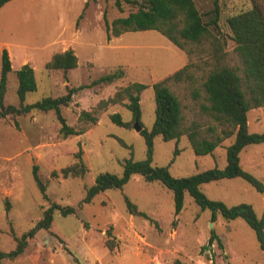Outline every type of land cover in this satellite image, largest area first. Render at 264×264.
Listing matches in <instances>:
<instances>
[{"label":"rangeland","instance_id":"1","mask_svg":"<svg viewBox=\"0 0 264 264\" xmlns=\"http://www.w3.org/2000/svg\"><path fill=\"white\" fill-rule=\"evenodd\" d=\"M205 19L215 0H195ZM221 7L219 24L226 39V62L241 65L235 51L236 42L228 17L252 5L251 0H218ZM136 7L125 4L123 11L115 0H10L0 8V77L3 50L7 49L12 70L8 75L6 104H19L16 70L25 63L35 68L38 87L28 92L26 102L45 96H58L68 86L80 85L123 67L126 75L110 84L84 88L73 96L62 112L69 124L81 125L82 109L92 110L103 98L131 81L150 84L141 94L142 127L150 128L155 120L156 100L153 82L165 78L186 65L189 57L158 30L127 31L108 38L104 12L109 21L127 15ZM83 13L82 18L80 17ZM206 14V15H205ZM73 48L78 66L65 75L61 69H45L46 62L57 51ZM207 59V55H204ZM198 74L204 61L198 60ZM66 76L68 78H66ZM179 95L188 120L200 119L190 90L180 83H169ZM127 98L98 112V121L77 135L63 136L60 122L53 110L33 109L27 114L0 116V250L16 246L12 228L21 236L32 228L51 202L44 199L33 174L36 163L47 181L52 201L75 206L76 212L63 215L54 212L49 229H40L18 258L4 259L3 264H174L180 258L185 264H264V252L255 230L242 217L213 220L211 210H202L187 192L179 214L175 213L173 191L161 181H148L134 174L123 188H110L98 193L91 202L79 205L87 188L101 171L121 174L123 162L133 157H147V145L134 127ZM119 111L131 127L114 123L110 114ZM249 130L264 131V107L252 108L248 114ZM123 139L131 147L121 144ZM226 139L212 154L197 155L186 135L176 140L154 139L153 163L169 165L175 176L227 164ZM83 149L88 166L84 176H53L76 160ZM176 146L179 154L175 156ZM242 166L264 181V142L250 144L241 152ZM201 189L210 198L228 205L251 203L259 217L264 213V192L257 191L242 177L206 182ZM125 195L156 222L128 211ZM6 199L11 203L7 210ZM113 227L116 245L106 244L109 227ZM220 238L210 242L213 231Z\"/></svg>","mask_w":264,"mask_h":264},{"label":"trees","instance_id":"2","mask_svg":"<svg viewBox=\"0 0 264 264\" xmlns=\"http://www.w3.org/2000/svg\"><path fill=\"white\" fill-rule=\"evenodd\" d=\"M10 0H0V8ZM252 5L228 17V23L236 42L237 52L241 65H230L226 62V39L219 24L221 7L215 0L214 7L209 11L211 16L205 19L195 0H115V5L123 11L125 4L136 7L127 15L119 16L109 21L106 11L104 22L108 38L119 36L127 31L158 30L169 38L175 45L185 50L189 61L163 79L152 83L156 100L155 120L150 128L143 126L140 131L147 145V157L136 160L133 157L126 159L121 174L110 171H101L95 182L87 188L85 197L79 205L91 202L94 197L110 188H123L134 174L142 175L148 181H161L173 191L175 213L179 214L185 203V194L188 192L202 210L210 209L211 217L216 220L219 215L225 219L244 218L255 230L258 242L264 252V213L259 217L251 203L241 202L228 205L222 200L210 198L202 191L201 185L206 182L219 181L225 178L242 177L257 191L264 192V181L246 170L241 164V152L250 144L264 142V131L252 132L249 130L248 114L252 108L264 107V0H251ZM89 0H87V5ZM206 15V14H205ZM83 13L81 14V18ZM204 55H207L205 59ZM204 61L201 74L197 70L200 62ZM78 55L73 48L55 52L46 62L45 69H61L65 73L78 66ZM12 70V61L7 49L2 54V69L0 77V116L10 114H27L33 109L40 111L53 110L59 120L60 133L67 137L84 133L88 127L98 121V112L111 104L122 102L127 98L126 107L132 112L134 120L142 124L141 94L150 84L141 81H131L118 89L113 96L101 99L92 109L79 111L80 126L75 127L68 123L62 112L63 106H68L73 96L84 88L96 85L110 84L126 75L123 67H118L109 73L103 74L89 82L80 85L68 86L66 93L53 96L48 95L32 103L26 102L28 92L35 91L38 80L35 68L30 63L23 64L16 70L18 78L17 93L19 104H6L5 97L8 88V75ZM66 78H68L66 76ZM169 83H180L190 90L194 106L197 108L200 119L188 120L184 112V104L179 95L170 87ZM111 120L121 126L131 127L132 122L125 120L119 111L110 114ZM143 125V124H142ZM162 136L164 140H176L186 135L190 146L197 155L212 154L226 139L233 138L226 146L227 164L224 167L214 166L188 176H175L169 165L153 163L154 139ZM121 144L131 147L123 139ZM179 154L176 146L175 156ZM76 160L58 170H53V176L63 177L84 176L88 166L83 158V149L80 146L75 153ZM35 181L45 200L50 206L44 211L41 219L21 236L12 228L16 246L9 250H0V264L4 259L14 260L22 255L35 238L37 232L49 229L54 220L55 210L63 215L75 213L76 207L61 205L52 201L47 192V181L43 178L38 164L33 165ZM128 211L133 215L143 216L156 222L146 211L125 195ZM7 210L11 203L6 199ZM109 227L106 244L110 249L116 245V239ZM210 242L219 239L214 230ZM174 264H185L180 258Z\"/></svg>","mask_w":264,"mask_h":264},{"label":"water","instance_id":"3","mask_svg":"<svg viewBox=\"0 0 264 264\" xmlns=\"http://www.w3.org/2000/svg\"><path fill=\"white\" fill-rule=\"evenodd\" d=\"M134 127L136 130L141 131L143 129L142 125L139 123L138 120L135 121Z\"/></svg>","mask_w":264,"mask_h":264}]
</instances>
